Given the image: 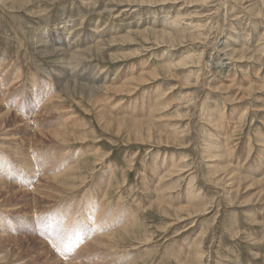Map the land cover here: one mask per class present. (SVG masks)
<instances>
[{"label":"rangeland","instance_id":"rangeland-1","mask_svg":"<svg viewBox=\"0 0 264 264\" xmlns=\"http://www.w3.org/2000/svg\"><path fill=\"white\" fill-rule=\"evenodd\" d=\"M94 262L264 264V0H0V264Z\"/></svg>","mask_w":264,"mask_h":264},{"label":"bare ground","instance_id":"bare-ground-1","mask_svg":"<svg viewBox=\"0 0 264 264\" xmlns=\"http://www.w3.org/2000/svg\"><path fill=\"white\" fill-rule=\"evenodd\" d=\"M153 6H154V5H153ZM171 19H172V18H171ZM156 21H157V20H156ZM154 23H155V22H154ZM157 24H159V21L157 22ZM166 24H168V22H167ZM151 25H152V24H151ZM162 25H163V23H162ZM153 26H154V24H153ZM165 26H166V25H165V22H164V26H161V27H165ZM148 28H149V27H148ZM147 31H149V30L147 29ZM152 32H153V31H152ZM165 32H166V31H165ZM69 33H70V32H69ZM154 33H155V32H154ZM70 34H71V33H70ZM160 35H161V34H160ZM69 36H70V35H69ZM161 36H162V35H161ZM171 37H172V36H171ZM69 38H70V37H69ZM95 39H96V38H95ZM78 52H79V51H75V52H73V53L75 54V53H78ZM50 99H51V98H50ZM149 140H151V139H149ZM141 141H143V140H141ZM148 142H149V141H148ZM251 145H252V144H251ZM150 153H151V152H150ZM72 166H73V165H72ZM35 174H36V173H35ZM36 176H37V175H36ZM194 198H195V197H194ZM194 198H193V199H194ZM161 202H162V201H161ZM191 204H192V203H191ZM94 210H95V209H94ZM197 211H198V210H197ZM134 219H135V218H134ZM137 220H138V219H137ZM129 224H130V223H129ZM130 227H131V226H130ZM126 228H127V227H126ZM92 229H93V228H92ZM127 231H128V230H127ZM129 231H130V230H129ZM110 232H111V231H110ZM130 232H131V231H130ZM104 233H105V234H104V237H105L106 232H104ZM107 233H108V232H107ZM115 233H116V232H114L113 234H115ZM117 233H119V232H117ZM117 233H116V234H117ZM102 234H103V233H102ZM102 234L100 235V236H102L101 238H103V235H102ZM109 235H112V234L110 233ZM109 235L107 234L108 237H110ZM100 236H99V237H100ZM112 236L115 237V235H112ZM124 236H125V235H124ZM101 238H100V239H101ZM111 238H112V237H111ZM104 239H105V238H104ZM106 239H107V238H106ZM91 240H92V238H91ZM93 240H94V239H93ZM101 240L105 242V240H103V239H101ZM102 241H101V243H102ZM89 242H90V241H89ZM93 242H94V241H93ZM104 242H103V243H104ZM84 243H85V242H84ZM88 244H89V243H88ZM97 244H98V243H97ZM89 245H90V244H89ZM87 246H88V245H87ZM97 262H98V260L96 259V263H97ZM101 262H102V261H101ZM96 263L94 262V264H96ZM98 263H99V262H98Z\"/></svg>","mask_w":264,"mask_h":264}]
</instances>
